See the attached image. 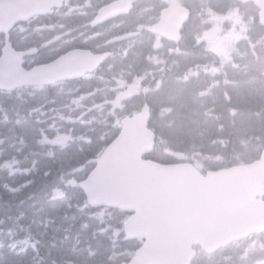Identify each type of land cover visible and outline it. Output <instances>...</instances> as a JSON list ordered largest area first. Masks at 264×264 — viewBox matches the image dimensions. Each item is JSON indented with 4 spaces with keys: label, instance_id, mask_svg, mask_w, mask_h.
I'll list each match as a JSON object with an SVG mask.
<instances>
[{
    "label": "rangeland",
    "instance_id": "obj_1",
    "mask_svg": "<svg viewBox=\"0 0 264 264\" xmlns=\"http://www.w3.org/2000/svg\"><path fill=\"white\" fill-rule=\"evenodd\" d=\"M222 1L224 2L225 0H222ZM212 2H214V1L212 0ZM196 18H197V16H195L194 19H196ZM189 89H191V87ZM122 92H123L124 96L127 98V100L124 101L123 107L121 109H125L129 105V100L132 101V99H133L132 97L135 95V90H132L129 93L126 90L125 91L122 90ZM116 94H120V91H117ZM165 98H167V101L160 100L159 102L172 103V102H169V100H171L173 98L172 95H168ZM174 100H176V99H174ZM190 100H191V102L195 101L194 98H190ZM179 108H175L174 113H178L179 112ZM94 110L96 111L95 113H97V114L101 112V109L94 108ZM259 110L260 111L262 110V106L261 107L259 106ZM179 114H182V113L179 112ZM258 117L263 119L264 118L263 112L261 113L260 116H256L255 120H252L253 125H255L254 123H257L255 121L258 120ZM178 118H179V116H178ZM244 120H245V116H243L242 118H240L238 120L241 123V127L239 129H241L243 132H249V134H251V133H261V132H259V130L256 127H250V130H248V126H246V122H244ZM183 122L185 123V127H182V125L180 124V129H179L178 132H180V134L183 135L186 131H189L188 133L190 135H193V131H192L193 128L191 129L190 123H195V122H190V119H188V118L186 119V117L183 118ZM1 124H2V122H0V125ZM87 128H88V124L85 123V121H81V125L78 128V131L83 133L84 130H86ZM51 129H52V132H53L54 135L58 134V130L56 128V122L55 121L51 122ZM197 133L199 134L198 130H197ZM186 140H188V138ZM186 140H184L183 143ZM204 143H205V141L202 142V144H204ZM47 193H48V190H47ZM46 196H43L41 198L38 195L29 196L27 201L24 204H22L21 206L18 207V210L20 211V207H23V206H25L26 208L34 207L35 204L42 203V201L44 200V198ZM8 211H9V209L5 205H0V213H4V212H8ZM22 211H26V210H22ZM95 217L97 218V214L95 215ZM96 218H95V221H96ZM249 250H250L249 248H245L244 251L242 252V254L239 255L236 259H234L233 262H231V263L228 261L229 258H227V257H216L213 260V263L214 264H248V263H252V262H254V263L258 262L260 257H258V256L256 257L254 255V253L256 252V249H253L251 251H249ZM249 252H250V257L248 256ZM27 262H30V261H27ZM43 264H45V263H43Z\"/></svg>",
    "mask_w": 264,
    "mask_h": 264
},
{
    "label": "trees",
    "instance_id": "obj_2",
    "mask_svg": "<svg viewBox=\"0 0 264 264\" xmlns=\"http://www.w3.org/2000/svg\"><path fill=\"white\" fill-rule=\"evenodd\" d=\"M191 89L195 88V86H190ZM236 101L239 106L242 107L243 111L247 114L245 115L246 126H248V130H250V127H256L259 132H264V118L261 119L258 117V120L255 121L257 123H254L253 125L252 120L256 119V116L254 114V110L258 108L259 106H262L261 112H264V87L261 92L257 91L256 89H246L240 91L236 96ZM264 115V114H263ZM241 138H245V136H240ZM186 139V136H180L179 141H184ZM177 141V139H176Z\"/></svg>",
    "mask_w": 264,
    "mask_h": 264
},
{
    "label": "bare ground",
    "instance_id": "obj_3",
    "mask_svg": "<svg viewBox=\"0 0 264 264\" xmlns=\"http://www.w3.org/2000/svg\"><path fill=\"white\" fill-rule=\"evenodd\" d=\"M192 86H195V85H192ZM263 114H264V112H263ZM47 190H48L47 188L43 187V188H41V190L36 195H38L40 198L43 197V196H46L47 195ZM0 205H2V203H0ZM21 210H27V208L25 206H23V207H20V211Z\"/></svg>",
    "mask_w": 264,
    "mask_h": 264
},
{
    "label": "water",
    "instance_id": "obj_4",
    "mask_svg": "<svg viewBox=\"0 0 264 264\" xmlns=\"http://www.w3.org/2000/svg\"><path fill=\"white\" fill-rule=\"evenodd\" d=\"M229 226V228H233V230H235V227L234 226H232V224H228ZM217 230V229H216Z\"/></svg>",
    "mask_w": 264,
    "mask_h": 264
}]
</instances>
